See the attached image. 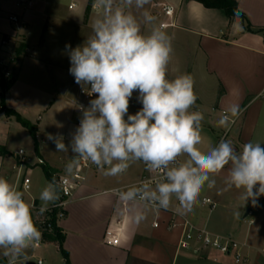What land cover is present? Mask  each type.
<instances>
[{"label": "crops", "instance_id": "0c3cea01", "mask_svg": "<svg viewBox=\"0 0 264 264\" xmlns=\"http://www.w3.org/2000/svg\"><path fill=\"white\" fill-rule=\"evenodd\" d=\"M235 1L252 27L264 28V0ZM73 4L74 6L70 8ZM87 5L88 0H34L30 9L23 10L17 6V0H0V12L7 10L8 16L16 14L23 20L20 28L18 26L16 30L10 31L0 29V35L4 38L18 33V36L23 38L22 42L26 45V51L21 59V65H24L28 59H34L35 56L44 60V57L39 54V49L42 48H38V52L36 44H33L35 34L42 32V39L37 42L38 45H45L48 40L47 34L56 30V22L80 28L86 16ZM167 5L174 8L173 19H169L163 13V7ZM146 7L157 19H161L159 26L162 22H174L173 26L162 28L171 37L174 49L168 66V78L173 79L184 73L193 76V68L197 66L199 84L211 82V103L205 105L201 103V99H197L202 105L199 109L204 115L207 111L202 126L208 132H202L204 143L199 146L201 150H206L209 144L215 146L220 142V139H217L218 136L213 138L212 134L225 129L218 126V120L221 115L230 113L233 107L238 109L240 115L229 123L228 127L234 130L230 141L237 151L241 150L243 144L253 142L257 130L261 126L264 128V103L259 100L264 93L263 35L244 30L245 22L241 17L230 18L225 10L208 8L196 0H151L150 5ZM136 14L139 15V13ZM95 15L92 5V10L88 14V23L85 25L90 34L91 22ZM53 40L56 43L55 39H51V42ZM59 47L56 48L60 49ZM56 48L54 45L52 53L54 60L62 57ZM12 49L11 43L1 46L0 57H7ZM183 53L185 59H180L177 55ZM65 55L68 56L67 53ZM182 64L187 66L186 71L178 67ZM20 74L17 71V79L7 97V107L23 116L16 109L17 99L11 94V91L19 85ZM52 96L46 93L44 107L48 104L52 105L54 102L51 101ZM137 96L138 92H134L132 98L138 101ZM132 101L135 105V101ZM140 106L142 108L141 103ZM12 118L15 117L1 114L0 124L11 125ZM77 127V124L68 126L70 136ZM38 132L37 129L36 134L39 136ZM38 139L39 137L37 141ZM0 146L8 151L6 155H0V176L7 178L10 182L17 184L22 174L26 172L29 175L34 174L37 167L42 169L44 183L40 179L39 184L36 185L35 177L30 175L31 190L25 194L26 201L30 204L35 202L39 207L41 206L40 192L50 180L43 166L36 165V158H42L55 172H66V165L73 155L71 150L57 152L56 146H52V150L44 154L43 148L38 145V151L35 147V157L29 163L21 165L17 155L21 149L18 151L10 149L8 139L2 137L1 131ZM228 167L226 166L218 177L225 179ZM149 175L143 162L133 163L121 176H105L97 168L91 171L87 183L79 187L70 198L65 209L66 215L58 220V225L65 236L63 247L69 254L71 264H236L232 255L220 254L214 250L201 249L199 252H194L179 249L178 242L182 229L179 226L172 228V224L175 220L181 222L183 219L213 234L231 236L246 244L244 255L248 259L247 264H264V214L259 210V206L264 205L262 196L258 198L260 200L256 209L251 207L253 211L251 216H255L256 213L258 215L248 224L246 222L240 224L234 220L227 226L225 225L228 221L226 207L217 209V205L211 208L200 203L196 206L194 214L188 216L178 215L171 210L149 209L146 218L136 223L133 219L134 210L119 202L116 195L109 191L135 184ZM176 203L173 200V207ZM246 208L247 205L241 213ZM37 216L40 215L33 210L34 222ZM242 219L247 218L243 216ZM108 231L118 235L119 245L113 246L106 243ZM41 241V247L27 250V261L41 260L43 264H65L57 241L44 235ZM42 247H45L44 250ZM51 249L59 253L60 263L48 257L47 253ZM0 264H7V259L0 256Z\"/></svg>", "mask_w": 264, "mask_h": 264}, {"label": "clouds", "instance_id": "9594fccd", "mask_svg": "<svg viewBox=\"0 0 264 264\" xmlns=\"http://www.w3.org/2000/svg\"><path fill=\"white\" fill-rule=\"evenodd\" d=\"M150 3L93 0L91 35L75 48L66 44L65 51L69 73L82 88L90 86L88 94L95 98L88 107L78 106L80 123L68 145L60 134L49 133L47 139L57 152L71 149L68 173L81 160L105 176H121L136 162L155 173L151 180L114 190L118 201L134 210L136 223L149 209L194 214L201 193L216 186L215 177L226 166L225 190L242 189V206L249 200L258 206V198L264 196V146L249 141L237 151L230 140L221 139L201 150L204 114L196 107L194 77L184 73L168 78L172 39L146 7ZM134 92L142 108L133 115L129 102ZM239 115L233 107L221 115L218 126L227 128ZM39 199V215L56 206L60 191L55 176ZM42 235L24 192L0 176V256L7 264H27V250L36 247Z\"/></svg>", "mask_w": 264, "mask_h": 264}, {"label": "rangeland", "instance_id": "374dc122", "mask_svg": "<svg viewBox=\"0 0 264 264\" xmlns=\"http://www.w3.org/2000/svg\"><path fill=\"white\" fill-rule=\"evenodd\" d=\"M88 14L89 13H86L80 28L76 26H65L59 22H56V30L47 34L48 40L45 45H38L39 43L37 42V40L42 39V32L35 34L33 38V44H36L37 51L38 48H42L41 50L39 49L40 52H38L42 57H44V60H42V58H38V56H35L34 59H28L24 65H21L22 61L20 59H22V57H19L16 59L13 65L14 72H16V74L17 71L19 74L21 73L19 85H17V87L11 91V94L17 99L15 104L16 109L23 114L22 116L19 113L24 119L31 123L33 131L38 129L39 139L37 141V138H35L33 134H31V132L27 130L14 115L13 116L15 118H12L10 121L11 125L5 126L0 124V131L2 137H7L10 149L16 151L22 149L30 159L35 157V147L37 142L40 148H43L44 154H46L47 151H51L52 146L55 147V145H52L54 143L47 139L49 133L53 135H62L64 137V143L68 145L71 139H67V137H70L69 130H67V128L70 124H76L78 119L81 117V115L76 111V105L79 99V90L81 86L75 82L74 77L69 73L70 60L69 57L65 55V45L70 44L73 48H75L78 45H82L87 37L91 35L89 29L85 27V25L88 23ZM8 15L9 12L7 10L5 12H0V29L2 31L16 30L18 28V25L12 23L9 20L10 16ZM160 20L157 19L158 25ZM51 39H55L56 43H54V40L51 42ZM22 40V37H17L15 50L18 48ZM2 41L3 37L0 35V47L3 46ZM54 45L55 48L60 46V49L56 48L62 55L60 59L54 60L55 58L52 54ZM177 56L180 59H185L184 53L178 54ZM178 67H181L184 71H186L185 68L187 66L182 64L181 66L178 65ZM197 69V66H194L193 77L195 80V92L198 95V99H201V103L207 105L211 103L212 100L210 93L212 88L211 82L200 85L197 80ZM61 82H63V84H60ZM67 87H69L67 92L63 94L62 90L66 89ZM46 93L53 95L51 97V101L54 102L52 105L48 104L46 107H44L47 98ZM131 99L134 100L136 104H129V114L134 115L138 110H140L141 106L140 103L134 98ZM259 100L264 103V93L261 95V97H259ZM201 103L197 100L196 107H202ZM205 114L206 115H204V117L207 116V111ZM126 118L127 117H125V119ZM202 125H204L203 121ZM206 131L207 130L202 126V132ZM233 132L234 130L231 127H227L224 130L218 131L216 134H212V136L213 138H217L216 136H218L217 139L220 140H230L232 138ZM253 143H261L262 146H264V128L262 126L257 130ZM69 150L71 149L69 148ZM42 173V169L37 167L34 174H30L31 176L35 177L36 185L39 184L40 179L42 183H44V176ZM215 179L216 186L212 189L205 187L201 193L199 203L201 204L204 198H209L214 203H216L217 209H220L222 206L226 207L228 211L226 214L228 221L225 222V225H231L234 220L235 222L238 221L240 224L243 222L248 224L253 217L258 215L256 213L255 216H251L243 220L242 218L247 210H252L251 207L255 208L251 201L249 200L242 206L243 202L239 199V197L243 190H237L235 188L231 190H225V179L218 176H216ZM38 187L39 186H37V188ZM262 198L264 199V196H262ZM259 200L260 199H258V203ZM246 205V210L241 213L242 209ZM259 210L262 214H264V205L259 206ZM237 213H239V215H237ZM44 248L45 247H42V250H44ZM47 254L51 260H55L58 263L61 262V257L55 249H51V251H49Z\"/></svg>", "mask_w": 264, "mask_h": 264}, {"label": "built area", "instance_id": "2783aa9c", "mask_svg": "<svg viewBox=\"0 0 264 264\" xmlns=\"http://www.w3.org/2000/svg\"><path fill=\"white\" fill-rule=\"evenodd\" d=\"M34 4V0H17V6L19 8H22L23 10L30 9ZM70 6V8H72ZM163 13L166 17L169 19L174 18V8L171 5H167L163 7ZM9 20L12 23H15L19 26V28L23 25V20L20 18V16L14 14L9 17ZM174 22H162L160 24L161 28H167L169 26H173ZM18 33L15 36L8 37L5 36L3 38V45H6L8 43H11L13 46L12 51L9 53L7 57H0V88L1 93L0 96L3 95V97L6 100L7 103V97L9 95L11 84L14 82L15 74L13 69V65L16 61V42H17ZM90 86H85L84 88H80L79 90V99L76 105V111L82 115L81 111L79 110V105H83L84 107L89 106L90 100L95 98V95H89L88 90ZM129 104L134 105V102L130 99ZM5 114V111L3 107L0 104V115ZM80 118L77 121V126H79ZM39 136L36 134V138ZM70 136L67 139H71ZM17 155L20 158L21 165H24L26 163H29L31 159L27 157L24 150H19ZM45 164V161L42 158H36V165L43 166ZM17 168V166H15ZM97 167L93 164H91L88 161L81 160L79 165H77L74 170L71 173L68 172H53L52 176L56 178V183L59 186L60 191V200L57 202L56 206H50V210L46 211L43 215L37 216L35 218V222L39 226H44L45 223L49 219V215L53 213L54 210H57V218L58 220L63 218L66 215V206L72 198L74 192L81 186L87 183L89 175L91 171L96 169ZM156 176L155 173H150L149 176L144 177L142 180L135 184H139L141 181L145 180H151ZM21 191L24 192V198L25 194H28L31 190L32 180L28 172L22 174L20 176L19 182L15 184ZM134 185V184H132ZM131 186V185H128ZM128 186L118 187L113 190H110L109 192L115 195L114 190L117 189H126ZM202 205L210 206L211 208H215L216 204L209 198H204L201 202ZM33 210L38 212L39 206L33 202ZM125 205V204H124ZM155 226H158V224H155ZM179 226L182 229V234L180 237V240L178 242V248L179 249H185V250H192L194 252H199L201 249H210L214 250L220 254L225 255H232L234 257V261L236 264H247L248 259L244 255V249L246 248V244L239 242L238 240H235L231 238V236H222V235H216L211 233L205 228H198L194 226L190 221L183 219L181 222H178L175 220L172 224V228ZM45 229L50 230L51 225L48 224ZM106 243L109 245H119L120 239L118 235H116L112 231H108L106 234ZM42 245V241L35 247L39 248ZM37 264H43L41 260L37 262Z\"/></svg>", "mask_w": 264, "mask_h": 264}, {"label": "trees", "instance_id": "16d2710c", "mask_svg": "<svg viewBox=\"0 0 264 264\" xmlns=\"http://www.w3.org/2000/svg\"><path fill=\"white\" fill-rule=\"evenodd\" d=\"M196 1L202 3L204 6H206L208 8H219V9L225 10L230 18H235L237 16L241 17L245 22L244 30L254 32V33H260L264 37V28L255 29L254 27H252V25L249 23V21L247 20L245 15L239 10L238 3L235 0H196ZM92 4H93V0H88L86 13L90 12ZM25 51H26V45L22 42V43H20V45L16 49V57L17 58L23 57V54L25 53ZM16 79H17V74H15L14 82L11 84V87L15 83ZM0 98H1L0 104L3 107L5 114L8 116L14 115L16 117V119L27 130H29L31 132V134H33V136L36 138V131L35 130L33 131L31 123L29 121H27L26 119H24L16 111L9 109L7 107V103H6V100L3 97V95H1ZM38 150H39V148H38V142H37L36 143V151H38ZM7 153H8V151H6L3 147L0 146V155H6ZM43 169L45 171L47 178L51 181L53 179L52 173L54 172V170L52 168H50L46 163L43 165ZM48 224L51 225L50 230L45 229ZM37 227L42 231L44 236H47L48 238L55 240L59 243L61 253L65 259V264H71L69 254L63 247V242L65 239V236L62 232V229L58 225L57 210H54L53 213H51L49 215V219L45 223V228L42 225L41 226L37 225Z\"/></svg>", "mask_w": 264, "mask_h": 264}, {"label": "water", "instance_id": "95a60500", "mask_svg": "<svg viewBox=\"0 0 264 264\" xmlns=\"http://www.w3.org/2000/svg\"><path fill=\"white\" fill-rule=\"evenodd\" d=\"M63 93L66 92V89L62 90ZM253 214V211L251 209L247 210V212L244 215V218H248L249 216H251ZM27 264H37V262L35 261H27Z\"/></svg>", "mask_w": 264, "mask_h": 264}]
</instances>
